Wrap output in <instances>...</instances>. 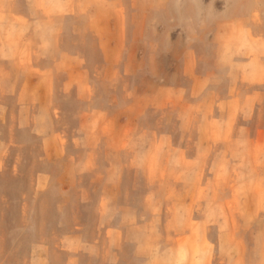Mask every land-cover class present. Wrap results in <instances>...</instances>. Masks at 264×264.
I'll return each mask as SVG.
<instances>
[{"label":"rangeland","instance_id":"obj_1","mask_svg":"<svg viewBox=\"0 0 264 264\" xmlns=\"http://www.w3.org/2000/svg\"><path fill=\"white\" fill-rule=\"evenodd\" d=\"M150 2L101 9L110 46L74 0H0V264H264V77L248 86L235 70L229 112L210 92L199 106L190 93L147 101L161 85L191 87L187 46L220 65L199 25L243 26L231 48L254 58L251 76L264 71L250 28L264 31V0ZM137 11L143 37L128 49L119 38L139 37ZM130 49L132 76L119 62Z\"/></svg>","mask_w":264,"mask_h":264},{"label":"crops","instance_id":"obj_2","mask_svg":"<svg viewBox=\"0 0 264 264\" xmlns=\"http://www.w3.org/2000/svg\"><path fill=\"white\" fill-rule=\"evenodd\" d=\"M74 4L77 11H80V8L78 6L79 4H82V7H88V13L90 12V9H93L94 15H91V17H94L93 25L97 30L98 35L101 37V43L103 45H105L106 43L111 46L112 42L107 39V35H104L101 32L102 28L107 31L109 26L107 17H101V9L114 11L116 8H118V0H74ZM156 5L157 7H159L160 4ZM154 7L155 6H151V2L149 0V6L145 12L149 13L156 10V8ZM146 13L141 11H137L136 13L142 14L139 15L142 16L141 20L137 18L134 22V29L135 32L139 34V37L137 36V38H133L130 42H128L126 36H123V38H119L120 43L123 44L124 47L128 44L129 49V46L133 47L134 44H136V39L138 41L137 43L141 41L143 37L142 29L144 25L142 18L144 19V17H146ZM241 27L243 26H238L234 21L229 20H225L223 23H221V25L216 26L215 28H211V25L197 26V31H195L197 32V37H199L200 41H202L205 47L208 48L207 50H209L210 58H213L214 55L218 57L220 65L215 66V64L212 63V60L210 61L208 60V58L203 59V56L193 46L185 47L182 59L183 67L181 73L183 77L189 79L192 82L191 87L188 89L176 84L159 86L158 89L149 98L147 97V101H149L151 108L160 107L162 105L172 103L175 100V96L180 98L182 95L185 98L187 93H190L191 96L195 98L194 103L199 106L205 103L204 101L206 100V96H204V94H206V92H210L213 96H210L208 100H210L211 102L219 101L220 104H224L226 106L229 112L231 107L236 105V96L233 93L232 88L229 87L228 83V79H230L229 77H233V73L235 70H239L238 75L242 83H245L248 86L257 87V85L260 84L261 79L264 77V71L261 70L260 72L256 73V76H251L249 67L251 63L255 61L254 58L252 59V57H247L243 60L240 53H242L244 50L231 48L230 40L235 35V30L240 29ZM250 28H252L253 38L264 40V31H262V28H260L259 26H251ZM133 34L135 33L133 32ZM160 46L161 42L158 45L157 49H159ZM111 52L114 56H116L117 50L113 49ZM156 60L158 61V58H156ZM256 60L259 61V65L261 64L262 66H264V56H258ZM137 61L138 54L131 49L130 52H128V54L126 55L125 61H123V59L119 60V62H122L129 70L131 76L138 73L136 68ZM236 61L239 65H242L241 68L235 66ZM203 62L206 64V66L204 65L205 67H202ZM160 65L161 66L156 74V80L158 81L161 80V73L165 71V62L162 61ZM222 66L226 69L227 78L225 80L226 86L223 90L225 94L223 96H220L221 91H215L216 89L211 86V80L214 76H216V71H218L219 67L221 68ZM258 99L259 97L256 96V92L253 91L250 94H246L239 100L240 106L246 113L247 110L245 108H253L254 103ZM138 106H140V104ZM256 134L257 135L254 140V146L258 145L264 137L262 135V131H257Z\"/></svg>","mask_w":264,"mask_h":264}]
</instances>
